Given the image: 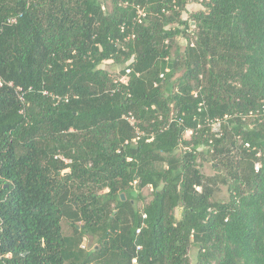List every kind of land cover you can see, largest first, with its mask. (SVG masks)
<instances>
[{
    "label": "trees",
    "instance_id": "1",
    "mask_svg": "<svg viewBox=\"0 0 264 264\" xmlns=\"http://www.w3.org/2000/svg\"><path fill=\"white\" fill-rule=\"evenodd\" d=\"M0 80V264H264V0H0Z\"/></svg>",
    "mask_w": 264,
    "mask_h": 264
},
{
    "label": "rangeland",
    "instance_id": "2",
    "mask_svg": "<svg viewBox=\"0 0 264 264\" xmlns=\"http://www.w3.org/2000/svg\"><path fill=\"white\" fill-rule=\"evenodd\" d=\"M201 9H204V7L202 6L201 3L195 2V1L189 3L187 6V11H185L183 13L184 19L189 18L191 12L199 11ZM194 30H195V22H193L192 27L189 30V32L192 33V31H194ZM192 37H194L193 34H192ZM177 42L181 48H184L185 45L187 44V39L185 36L179 35V36H177ZM129 62L130 61L117 63V62H114L113 60H106L101 64V67L108 70L114 78L121 79L123 77L121 75L122 70L125 67H127ZM190 135H191V132H188L187 136H190ZM202 170L207 175H215L216 173H218V170L215 169V167L213 166L211 161H204ZM214 190H215L214 199H217V200H227L228 199L229 193L227 191V185L226 184L219 183V181H218L216 184H214ZM151 192H152V190L150 187L145 188L142 191V196L144 197V199H141L140 202H138L139 205H142L143 203L149 201L152 198ZM181 214H182V208L178 207L176 209L177 217H181ZM64 231H65V233L71 232V228L68 225L67 221H64ZM87 243H88V241H87ZM84 244H86V242H84ZM196 255H197V247L195 245H192L190 248V257H191L192 261H195Z\"/></svg>",
    "mask_w": 264,
    "mask_h": 264
},
{
    "label": "built area",
    "instance_id": "3",
    "mask_svg": "<svg viewBox=\"0 0 264 264\" xmlns=\"http://www.w3.org/2000/svg\"><path fill=\"white\" fill-rule=\"evenodd\" d=\"M140 12V15H143L144 13H143V11L142 10H140L139 11ZM17 21V17H10L8 20H7V23H13V22H16ZM130 68H128L126 71H127V73H130ZM127 75H124L122 78H121V80L122 81H124V82H127ZM0 84H2V81L0 80ZM11 85L13 84V83H10ZM22 87H20V86H18L17 87V91L18 92H20V97L23 99V97H22V95H21V92H22ZM132 122H134V119H133V117L130 119ZM140 231V229L138 230V232ZM134 264H138V262L136 261V260H134Z\"/></svg>",
    "mask_w": 264,
    "mask_h": 264
},
{
    "label": "water",
    "instance_id": "4",
    "mask_svg": "<svg viewBox=\"0 0 264 264\" xmlns=\"http://www.w3.org/2000/svg\"><path fill=\"white\" fill-rule=\"evenodd\" d=\"M124 197V195H122Z\"/></svg>",
    "mask_w": 264,
    "mask_h": 264
}]
</instances>
